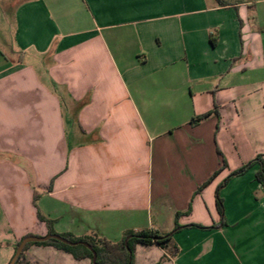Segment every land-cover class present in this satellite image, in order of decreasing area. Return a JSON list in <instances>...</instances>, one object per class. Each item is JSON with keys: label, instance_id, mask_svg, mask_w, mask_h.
Wrapping results in <instances>:
<instances>
[{"label": "crops", "instance_id": "0c3cea01", "mask_svg": "<svg viewBox=\"0 0 264 264\" xmlns=\"http://www.w3.org/2000/svg\"><path fill=\"white\" fill-rule=\"evenodd\" d=\"M260 155L264 0H0V264L176 224L135 263L264 264Z\"/></svg>", "mask_w": 264, "mask_h": 264}, {"label": "trees", "instance_id": "16d2710c", "mask_svg": "<svg viewBox=\"0 0 264 264\" xmlns=\"http://www.w3.org/2000/svg\"><path fill=\"white\" fill-rule=\"evenodd\" d=\"M211 116V113L198 117L192 121V125H198L200 122L206 120ZM257 166L258 172L256 174V180L260 183L264 189V156L260 155L257 156L252 162L247 164L241 170L235 173V175L244 174L250 168ZM216 201L221 214H223V202L219 196V191L216 194ZM179 216H177L178 218ZM40 219L45 221L48 226L51 225V222L42 218ZM192 227H199V226H192ZM182 227L176 224L175 229L167 234H161L155 231H141V232H128L124 238L118 243H112L104 239H100L97 236H91L81 239H75L70 236H62L65 239H68L72 242H86L90 246H92L93 250L97 254V264H136L135 263V248L137 245L143 246H153L157 245L160 248L167 250L171 247L172 240L174 235L180 231ZM127 238H130L128 241L129 250L125 247V241ZM21 242H19L14 250L16 251L17 247ZM32 246H53L58 250H62L68 254H70L75 260L82 261V260H90L92 264L93 254L90 250L85 248L84 246L78 247H69L64 244H61L57 241H49L47 243H40V244H28L23 253L21 254L20 258L18 259L17 263L23 258L24 253ZM1 247V245H0ZM15 254V253H14Z\"/></svg>", "mask_w": 264, "mask_h": 264}, {"label": "water", "instance_id": "95a60500", "mask_svg": "<svg viewBox=\"0 0 264 264\" xmlns=\"http://www.w3.org/2000/svg\"><path fill=\"white\" fill-rule=\"evenodd\" d=\"M130 238H127L125 241V247L127 248V250H129V246H128V241ZM49 241H57L61 244H64L66 246L69 247H78V246H84L85 248H87L88 250H90L93 254V260H92V264H97V254L96 252L93 250L92 246H90L88 243L86 242H72L68 239H65L62 236L56 235V234H49L45 237H34V236H29L24 238L21 243L19 244V246L17 247L14 256L12 257L11 261L9 264H16L18 259L20 258L21 254L23 253L25 247L28 244H40V243H47Z\"/></svg>", "mask_w": 264, "mask_h": 264}, {"label": "rangeland", "instance_id": "374dc122", "mask_svg": "<svg viewBox=\"0 0 264 264\" xmlns=\"http://www.w3.org/2000/svg\"><path fill=\"white\" fill-rule=\"evenodd\" d=\"M18 264H40L35 261L33 257H30L28 253H24L23 258L18 262Z\"/></svg>", "mask_w": 264, "mask_h": 264}]
</instances>
